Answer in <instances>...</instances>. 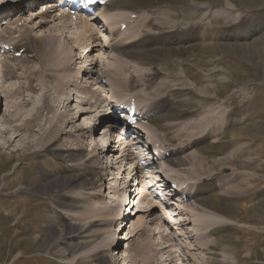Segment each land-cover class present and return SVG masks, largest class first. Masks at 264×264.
Instances as JSON below:
<instances>
[{
	"label": "rangeland",
	"instance_id": "obj_1",
	"mask_svg": "<svg viewBox=\"0 0 264 264\" xmlns=\"http://www.w3.org/2000/svg\"><path fill=\"white\" fill-rule=\"evenodd\" d=\"M15 1L16 0H14V2ZM137 1L139 5H136V7L139 8H137L136 14L134 15H139L140 18H131V11L119 12L112 8L107 12L108 14H102L104 8L102 7L101 10L96 13L97 15L91 18L92 20L89 21V24L88 19L86 20L84 17L80 18L81 20L84 19L85 21L83 22L88 24V26L84 24L71 25L68 20L58 23L54 22L53 25L51 23L34 28V38L45 34H55L56 37H58L57 43L62 45V48L65 47L66 55L64 58L67 55L72 57V62H75L73 66L69 64L71 60L66 59V62H64L61 67L64 68L65 66V70L70 74L67 79V84L69 85L67 86L70 92L78 93L76 87L77 84L80 83L81 85H89L94 89L98 88L102 90V96L104 95V97L116 93L122 97H130V95L137 96V94L140 93V96H145L143 100H148L149 98L156 99L164 96L167 102L164 98V102L161 101V103L169 104L173 108L185 107L187 109L182 117L177 121H173L177 124L173 125L170 130L169 138H172V140H168L166 137L162 139V141H164L163 143L168 146V148L174 149V153L180 148L178 157L184 159L182 164L176 167L170 166L169 170L168 165L170 164H165L162 160L157 158L156 163L152 164L153 166L150 167V169L141 167V170H138V173L136 172L137 174H134L139 177L141 172L145 175L146 172L150 171V175L147 173L146 176H153L154 180L152 183H154L157 179H160L163 173L172 175L173 180H180L179 184L186 180L184 185L193 180L197 181L198 178L201 177H209L208 180H206V185L203 184L205 189L211 190L212 193L219 192L224 194L227 189L234 190L236 192L235 195L226 194L230 196L229 203L234 204L235 200L239 202L238 198L245 196V198L242 199L243 201H248L247 207H251V211L234 208L229 214H210L207 210L211 209L204 207L202 204L203 202L196 199V195L193 199L181 193L182 197L187 198V202L181 200L180 203L177 201L180 194H176L175 191H173L170 192V194L176 195L172 196V199H170L173 204L170 203V206L166 207V213H169L175 221L167 222L161 219L158 220L161 207L158 202H156L157 198H154L152 199L153 203L148 207L147 204H145L137 215L130 216L129 214L130 217L127 219V221L129 220L128 224H123L124 226H121L120 221L122 220L119 218V210L120 214L123 215L125 211L128 212V205L125 203L126 205L123 204L118 206V204L120 199L122 200L123 197L126 199L127 197V201L128 198L130 199L128 195L130 194V196H132L133 194L136 181L135 176L131 178L134 174L130 171H134L135 169H132V166L135 167V165H133L135 160L133 161L129 158L132 161L130 164L128 160L121 159V151L115 150L112 153L108 152L106 156V158H108L107 162L103 160L99 162L101 158L105 160L103 154H106L107 151L103 152L102 146L100 145V148L92 152L91 145L93 144V140L87 138L90 132L89 128H87V130L75 131V127L79 126L83 122V119H88L89 123L92 124L99 122L102 117H104L101 115L106 113V102H102L98 107H95L94 104L90 107L89 104L79 103L80 99L76 98V95H72L75 99L74 101L70 99L69 106L71 110L69 113L77 115V110L85 109L87 111L86 115L84 113L81 116L83 119L81 117L79 119L78 114L77 118H75L72 123H69L67 127L66 125L64 126L70 135L67 133L62 135L60 140L52 139L50 143L47 142L42 144L46 140L43 138L45 132H48L49 135H54L59 131L60 122L57 121L58 114L54 115L55 112L53 111L45 110L42 113L38 112L39 105L42 104L43 99L41 89L47 87V93L51 101L56 105L57 112H63L65 108H62V105H67L68 101L66 100L65 103H59L56 99H60L62 95L59 93L58 89L55 88V83L47 82L46 86L43 81H41L46 73L44 71L45 69L40 67L37 57H29L26 61L22 58L19 63L20 57L18 58L19 60L13 57L14 59L10 58L4 61V65L2 66L3 71L0 73V92L4 95L0 117L9 119L10 117L7 116L10 114V111L18 107L17 112L19 113V120H17L15 124H19L18 126H21L20 128L22 129H17L15 134H18L19 137L12 142L7 141V136H0V264H83L81 263V258L83 256L90 254V252L95 249L103 252L106 247L104 239H107V236H110L117 230L119 231L121 228H123L122 233L130 229L132 231V236L120 242L117 251L120 252V257L123 256V260H116V264H145V262H143V257L140 255H135L134 257L131 253L128 254V251L138 246L139 242L144 245L148 243L145 247L150 249L146 251L149 252L150 256L156 257L157 264H264V216L259 217L257 214L259 212V206L252 207L259 204L260 200L263 199L264 201V0H238L237 3L239 6L234 7L228 5L229 0H225L226 4L220 3L219 5L221 8L216 9H210V4L206 5L208 0H199L206 8H203L202 13L196 19L200 22H202V20L208 22L210 14L216 13L220 17L222 16V19H226L218 23V26L223 27V31L229 26L233 28L232 23L234 22L242 24L247 28L249 37H242L238 40L234 38L232 41L236 42L237 45L241 42V44L250 47L253 53L252 55L241 56L232 50H228L227 52L225 50L219 52L212 51L209 53L194 48L185 51L183 54L171 56L167 53V50L159 49L153 56L157 59H162L159 60L158 63L160 74L151 78L149 82H145L143 79L139 80L138 86L131 90V92L127 90L120 92L117 81L113 82V84L108 81L106 77L108 71V74L113 76L116 71H119V69L121 70V65H124V67L130 66L123 71V75L129 77L137 72L145 73L151 68L150 64H148L149 62L145 61V64H141L136 57L127 56L121 49L111 50L110 46L114 42H122L124 43V47L129 48L131 51L128 50L129 53H131L130 55H133V44H137L136 42L144 36L143 34L147 33L146 31L151 33V35L148 34V36H153L151 38L153 40H155L156 37L160 39L159 36L154 35V33L160 32L163 36L171 34L169 30L165 29V24L157 26V24H159L157 23L153 25L155 29H151L152 27L148 28L143 21L146 18H148V20L154 17L158 18L160 16L159 14L166 10L177 13L176 7L181 8L183 5L178 4L180 2L176 3L167 0H158L159 3H157L156 0ZM219 1L224 2V0ZM11 2L8 0L6 3L10 4ZM168 6L174 7V9ZM222 6L224 8H222ZM26 9L20 8L14 10L15 13L12 12L14 20L17 17L21 18L17 14ZM150 9L153 11H149ZM4 10L5 8L1 10V13H3V16L5 14L4 17H7V12H4ZM229 12L230 14L227 16ZM231 13L232 16H237L238 18L234 21L228 20ZM98 16L100 18H98ZM1 18L2 15L0 19ZM107 18H127L125 20L126 28L124 26L119 32L120 25L118 23L115 26V28H117L115 31H118V34L113 37V35L109 33L112 28L104 22ZM201 18L203 19L201 20ZM14 20H12V22H14ZM32 22L33 21L25 22L20 28L38 26L36 21ZM12 24L13 25L10 24L11 26L9 25V27L17 28V26L15 27L16 23ZM169 24H179L182 27H186L188 22L177 18L175 20H170ZM4 29L5 27L1 29L2 33H5ZM251 30L253 32H251ZM228 32L230 31H226V33ZM13 35L17 37L19 32H15ZM83 43H85L86 46L91 44L86 52L84 50L85 46L83 47L84 49L81 47ZM162 43H164V39ZM71 47L73 49H71ZM83 50L84 53H82ZM33 53L35 54L36 52H31V50H29L25 54L33 55ZM7 54L10 53L8 52L6 55ZM81 54L83 59H81ZM79 55L81 58L78 59L77 57ZM91 61L95 63L93 73L88 74L90 69H88L87 73H84L85 67L88 66ZM8 63L9 68H11V66L15 67L13 75H8ZM80 66H83L80 72L81 76L77 74ZM117 67H119V69ZM27 70L34 73L33 76L30 75L33 77V83L35 82L36 84L35 90L27 88V77L30 72ZM47 73L54 75L57 72L50 71ZM102 75L105 77H101ZM77 76H79V79ZM71 78L72 80L70 81ZM146 83H149L150 86L146 85ZM156 88H158V90L160 88V90L156 92ZM95 95L97 97V94ZM91 101H96V98L91 97ZM17 102L20 103L18 104ZM100 102L101 100H98L97 104ZM13 103H15V105ZM213 110L215 115H218L219 111L222 112V114H220L222 117L221 119H218L215 115L213 116L216 121H220L218 122L221 126V131L218 130L212 135H206L210 128L208 125L214 123L199 125L198 122L202 117L208 116V113H212ZM259 110L260 112L257 115L256 112ZM242 111L246 112L247 118ZM34 117H37L36 121L42 126L38 123L39 126L35 125L32 129H29L28 124L31 121L35 122ZM8 119H5L2 124V127L5 129H11L12 124L9 123ZM50 120L58 123L56 128L52 130L49 128L51 123L48 122H50ZM146 124L147 121H145L143 125ZM148 124L152 125L153 123L148 121ZM251 124H253V126L258 125L256 131H254V138H245L244 141L245 143L250 141H254L255 143L259 142V146L255 149H258V156H260V161L257 162L260 163V171L252 169V166H249L250 168L237 167V162L236 165H234L223 160L224 157L236 152V154L238 153V155H241H239V164H249L248 161H255L253 156H257V153H240L237 149L242 147L241 140L237 139L236 141L235 139L236 142H233L230 141L229 136L232 132L242 128L244 129ZM183 125L187 126L185 127L187 135L182 138L177 137L179 129H181ZM102 127V125L98 126L95 136L96 138L101 137L99 139H102L104 143V139H107V135ZM151 128L150 133H152ZM160 131L162 130H159V132L156 131L157 135L155 134V137L154 134L151 136L148 134V137L144 135L142 140L144 139L145 141V138L148 139L150 137L148 141L151 142L153 137L154 139L157 138ZM13 134L14 133L10 131V135ZM51 135L49 137H52ZM71 135H77V138L80 137L83 143L79 147L85 146L84 148L82 147L84 152H82L78 160H62L57 155L56 149L65 146L63 144L65 140L73 143V137ZM160 137L164 136L160 135ZM187 137L191 138V140ZM196 141L197 146L195 145L193 148L186 146L189 142L194 145L193 142ZM180 145H182V147H180ZM184 146L189 149L181 153ZM251 153L252 155H248ZM189 156H196L198 158L192 162ZM94 157H96V159ZM88 159H90V161ZM94 161H97L100 166L98 167L100 180L94 185L93 189H81L80 187L69 186L65 189L44 192L39 186L41 182H44V177L60 178L63 174L79 172L82 170L79 167L81 166L80 164L85 162L86 165H93L95 164ZM16 163L17 168L14 167ZM124 167L127 169L123 170ZM45 169L46 173L43 171ZM225 169L228 170V173L225 172ZM237 172H242L245 174L246 178L252 179L248 185L250 189L247 190V188L243 187V184L237 185L238 182L234 181L226 185L220 183L222 175H227V180H233ZM43 174L46 176L41 178ZM107 176L108 178L111 177L109 179L110 182L108 184H102L106 181L105 178ZM136 180H139V178L136 177ZM140 181L142 180L140 179ZM210 182L212 185H216L215 188L209 185ZM159 184H157V186ZM187 184L185 186H187ZM218 184L222 185L218 186ZM109 185L116 187V189L118 188V192L113 188H108ZM123 186L125 189H123ZM155 189H157V187ZM162 190L163 188L159 191ZM194 190H196V187H194ZM97 193L104 195L102 201L97 198ZM163 193L165 194L167 191ZM92 194H95V196H92ZM206 194H208V192L206 193V191H204L202 196ZM168 196L169 195L166 194L165 198L168 199ZM64 197H66V199ZM61 198L68 201L70 204L63 206L59 205V203H61L60 200L63 201ZM103 202L107 204L108 209L103 210L100 215L95 214V216L91 215L84 217L81 214L83 213V207H88L87 210L89 211L90 207L93 205H101ZM154 205H157V207ZM111 208H114L116 210L115 213H118V218L115 216L116 222L114 220V223L111 222L110 219L113 216L109 213ZM135 208L136 206L134 210ZM137 208L139 207L137 206ZM204 214L212 215L215 220L218 222L220 220L228 224L229 227L225 230L222 229L220 233L212 231L213 228L218 226L217 224L205 228L203 219L201 218ZM245 215L249 217L248 222H246ZM125 216L127 217L128 214L126 213ZM140 217H143L141 218V222L138 221ZM195 219L198 220L196 221ZM130 220L134 224H131ZM142 222H144V225L148 228L146 230L147 232L142 233L141 236L140 232H137L143 227ZM117 223L120 225L117 226ZM69 224L78 227L79 230L83 232L84 236L88 235L87 239L84 240H90V242L85 247L76 248L73 249V251L69 250L73 242L82 239L79 238L70 241L71 237L67 238L69 235L63 237L58 236L61 229ZM130 224L132 226H130ZM157 225H160L159 229L156 228ZM160 230H163L162 236L161 233L158 232ZM92 232H96L97 235L91 238V236H93ZM148 233H150V236H148ZM214 239H217L215 243L218 242L219 244L216 250V259H218L216 263L211 262L212 259L210 257L212 255L209 252V246L205 245L206 242L215 244L213 242ZM150 243H152V245ZM108 252H110V255L112 254V251L108 250ZM113 253L112 258L115 259V257H117L116 252L113 251Z\"/></svg>",
	"mask_w": 264,
	"mask_h": 264
},
{
	"label": "bare ground",
	"instance_id": "obj_2",
	"mask_svg": "<svg viewBox=\"0 0 264 264\" xmlns=\"http://www.w3.org/2000/svg\"><path fill=\"white\" fill-rule=\"evenodd\" d=\"M7 1L6 0L0 1V16L3 15V13H1V10L3 8H5L4 12H7L6 14L8 15L7 17H3L2 21L0 22V48H4V46L9 45L10 47L13 48V52H12L13 54L17 53L18 51H20V49H22L24 47L26 48L24 50V52H27L29 50H31V52H36L35 54L33 53V55H28V54L22 53L21 56L23 59H25V61L29 57H37L38 58L37 60L39 62L40 67L42 69H45L44 71L46 73V75L41 79V81H43V83L46 86H47V82L55 83V88L58 89L59 93L62 95L60 97V99H56L59 103H61V102L65 103L66 100L68 101L67 105L66 104L62 105V108H65L64 111L63 112H57L56 105L53 103V101H51V98H50L49 94L47 93L48 92L47 87H43V89H41V91L43 93L42 94L43 99H42V104L39 105L40 107L38 108V112L42 113L45 110L53 111V112H55L54 115L58 114V116H57L58 120L57 121L60 122L59 131H57L54 135L50 134L52 137H49L50 136L49 133L45 132L43 138L46 140L42 144H45L47 142L50 143L52 139L60 140L62 138L61 137L62 135L69 133L65 129L67 127V125H69V123H72V121L75 120V118H77L78 114H79L78 118L80 119V117L84 113H85V115L87 113V111L85 109L77 110V113H76L77 115H72L69 113V111L71 110L70 106H69L70 99L72 101H74L75 98H71L72 95H74V93L70 92L68 90L69 85L67 84V79L70 76V74H68L67 71L65 70V66H64V68H61V67H62V64L64 62H66V59L71 60L72 57L70 55H67L64 58V56L66 55L65 54V52H66L65 47L62 48V45L57 43L58 37H56L55 34H52V33L51 34H45V35L37 36L34 38V34H33L34 28L41 27L43 24H48L51 21L56 20V18L51 19V18H49L48 15H46L45 17H41V18H39L40 20L37 22L38 26H35V27L34 26H29V27H24V28L9 27L10 24L18 23L19 21L22 20L21 18L17 17L14 20V22H12V20L14 18L12 16L13 15L12 12H14V10L20 9V8L21 9L30 8V6H33L35 4L36 0H21V1L16 0L15 2H14V0H9V2L12 1L10 4L6 3ZM54 1H56V0H49L46 3H55ZM167 1L176 2V3L180 2L178 4H181V5L183 4V5L181 6V8L176 7L177 13H172L170 10L162 11L161 14H159L160 16L158 18L154 17V18H151L149 20H148V18H146V19L144 18L145 20L143 22H145V25L148 28L152 27L151 29H155V28H153V25H156L157 23H159V24H157V26H162L163 24H165V29L169 30L171 32V34H169L167 36H163L162 33H160V32L154 33V35H158L160 39H157V37H156L157 40L156 39L153 40V39H151L153 36H150L151 33L146 31L147 33L143 34L144 36L141 39H139L138 42H136L137 44H133V49L131 48L133 55H130L131 53H129V51H130L129 48L124 47V43H122V42L113 43L110 46L111 50H113V49H119L120 50L121 49L123 51V53H125L127 56H131L134 58L136 57L137 60H139V63H141V64H145L144 63L145 61L149 62L148 64H150V68H151L145 73H138L137 72V73H134V75H130L129 77L124 76L123 71L127 67H130V66L124 67V65H121V70L119 69V67H117L119 69V71H116L115 75H113V76L108 74L109 71H108V73L104 72V73H106V77L111 84H113V82L117 81V83L119 84V89H120L119 91L120 92H122L123 90H125V91L127 90V91L131 92V90H133L134 88H136V86H138L139 80L143 79V80H145V82H149V81H151V78L160 74V71L158 69V66H159L158 63H159V60H162V59H157L155 56H153V54L156 51H158L159 49L167 50V53L170 54L171 56L183 54L185 51H187L189 49H194V48H196L197 50H204V51H207L209 53H211L212 51L219 52L221 50L222 51L225 50L227 52L228 50H232L233 52H235L236 54H239L241 56L253 54L250 47L246 46L245 44H241V42H239V45H237L236 42L232 41V39H234V38H235V40H238L242 37L243 38L249 37L247 28H245L242 24H238L237 22H234V23H232L233 28H231V26H229L227 29H225L223 31V27L218 26V23L221 21H224L225 18L222 19V16L220 17L216 13L210 14V17H208L209 21L207 20L208 22L203 21L202 20L203 18H201L202 22H200L196 19L202 13L203 8H206L203 6V3L199 2V0H167ZM237 1L238 0H229L228 5H230L232 7L239 6ZM156 2L159 3L158 0H156ZM207 2H206L207 3L206 5L210 4L209 5L210 9L211 8L216 9V8H221L219 4L225 3V0H224V2H221L219 0H208ZM136 5H139V2L137 0H112L104 6L102 14L107 13L109 10H111V8L115 9L119 12L131 11L132 13H136L137 8H139V7H136ZM155 6H157V5H155ZM168 7L174 9V7H171V6H168ZM222 8H224V7L222 6ZM228 8H230V7H228ZM230 9H233V8H230ZM149 11H153V10L150 9ZM263 11H264V9H263ZM28 12L32 13V14H30V18H31L30 22L38 19V16H37L38 13L35 12V10L34 11H28ZM241 12H243V11H241ZM232 13H231L230 17L228 18V20H230V21H234L235 19L238 18L237 16L236 17L232 16ZM229 14H230V12L227 14V16ZM122 16H123V14H122ZM138 17L140 18L139 15H138ZM64 18H67V17H64ZM177 18H179L181 20H186L188 22V25L186 27H182L179 24H176V25H170L169 24L170 20H175ZM124 19L125 18H123V19H121V18H116V19L107 18L104 22L109 27L112 28L111 32H113V31H115V26L118 23L119 24L123 23ZM81 21H85V20L83 19ZM3 25H6L5 29H4L5 33H2V30H1L2 29L1 27ZM52 25H53V23H52ZM226 31H230V32L226 33ZM15 32H19V35L17 37L13 36V33H15ZM251 32H253V31L251 30ZM148 34H150V35L148 36ZM163 39H164V43H162ZM89 46L90 45L85 46L84 48L87 49ZM73 48H74V45H73ZM73 48L71 47V49H73ZM75 48H76V45H75ZM8 52H11V51L10 50L4 51V53H3L4 56H6V53H8ZM77 58L78 59L81 58L80 55ZM4 61L5 60L0 59V73L3 71L2 66L4 65L3 64ZM119 62H120V60H119ZM73 63H75V62L74 61L72 62V60H71V63H69V64L70 65L72 64V66H73L74 65ZM5 65H6V62H5ZM94 65H95V63L89 64L90 70H89L88 74L93 73ZM117 66H118V64H117ZM7 67H8L7 68L8 69L7 70L8 75H13L15 72V67L11 66V68H9V63L7 64ZM81 68H83V66H81L79 68V73L81 72ZM85 70L86 71L84 73H87L88 68L86 67ZM27 71H30V70H27ZM50 71L51 72L56 71L57 73L54 75L47 73ZM225 72L228 73L227 71H225ZM27 74H28V72H27ZM30 74L33 76L34 73H31V71L29 72V76L27 77V83H28L27 88H29L31 90H35L36 84H35V82L33 83V77ZM73 75H75V74H73ZM98 75H100V74H98ZM34 77H35V75H34ZM101 77H105V76L102 75ZM71 80H72V78L70 79V81ZM34 85H35V87H34ZM146 85L150 86L149 83L148 84L146 83ZM77 88H78L77 92H81L82 94H85V98L80 99L79 103L87 104V105L89 104L90 107H92L93 104L95 107H98V106H100V104L102 102L103 103L106 102L107 106L110 107L111 102H116L117 101L116 99H119L116 96L117 93L111 94L108 97L102 96L101 92L97 93L98 88L92 89L90 87H87L86 85L84 86V85H78V84H77ZM160 88H159V90H160ZM155 90H156V92L159 91L158 88H156ZM96 93H97L96 101H91V97L89 98L88 95L91 94L92 97H94V95ZM137 95L140 96L141 94L138 93ZM3 97H4V95L0 92V112L2 111L1 104H2ZM78 97H80V96H78ZM140 97H143V96H140ZM164 98L166 101V97H164V96L158 97L156 99L149 98L148 100H151V102L149 101L150 104L148 102H146L144 105H142V104H141V106H140V104L138 105L141 112L144 113L145 119L147 121L146 125H141V129H142L141 131L142 132L139 131V133H143V134L146 133L147 137H148V134H150V136L153 134L157 135L156 131L159 132V130H162V131H160V134L157 136L155 141L156 142L158 141V143L161 144V147H163V149H165L166 151L169 152L168 156L165 155V156H163V159L162 158L161 159L163 160V162L165 164H170V165H168L169 170H170V166L176 167L177 165L182 164L184 159L178 157V155H179L178 152H180V148H178L177 152L174 153V149H168L164 145V143H163L164 141H162V139L166 137V139L168 138V140H172V138L171 139L169 138L170 130H171L173 125L177 124V123H174L173 121H175V120L177 121L180 117H182L183 113H185V111H187V109L185 107L173 108L169 104L161 103V101L164 102L163 101ZM98 100H101V102L99 104H97ZM17 103L19 104L20 102H17ZM13 104L15 105V103H13ZM17 108L10 111V114L7 116V117H10L9 119L5 118V119H8L10 124H12L11 129H9V128L5 129L2 127V124L4 123L5 119L0 117V136L1 137L7 136L8 142H12V141L16 140L19 137V135L15 134V132L17 131V129H22V128H20L21 126H18L19 124H15V122L17 120H19L18 119L19 113L17 112ZM95 111H96V109H95ZM242 112L244 113V115L247 118L246 112H244V111H242ZM259 112H260V110L258 112H256V114L258 115ZM243 113H241V114H243ZM220 114H222L221 111L218 112V115H215V112L213 110L212 113H208V116H206L204 118L202 117L200 119V121L198 122L199 125H208L209 123H214V124L208 125V126H210V128H209L208 133L206 135H209V134L212 135L221 129V126L219 124L220 121L218 120L219 121L218 122L214 119L215 117H218V119H221L222 117ZM214 115H215V117L213 118ZM101 116H104V117H102V119L99 122H96L93 124L89 123L88 119L85 120L81 117L83 119V122L79 126L75 127V131H80L83 129L87 130V128H89L90 132L87 135V138L88 139L90 138L91 140H93V144L91 145L92 146V152H94L98 148H100V145H101L102 148H104L103 150H105L107 152H106V154L105 153L103 154V156H105V160L103 158V159H100L99 162L101 160H104V162H107L108 158H106V156H107L108 152L112 153L113 151L116 150V148H114V146H112V145H108L107 147H105L102 139L96 138L95 132H96V129H98L99 125H102L104 127V123H109L110 121H112L115 118V116H114V113L109 114V115H106V113H104V115H101ZM36 118L37 117H34V121L36 123L31 121L28 124L29 129H32L35 125H38L39 122L36 121L37 120ZM148 121L152 122L153 124L152 125L148 124ZM48 123H51L49 126V128L51 130L56 128V126L58 125V123H55V121H53V120H50V122H48ZM253 124H256V123H253ZM253 124H251L250 126L248 125L244 129L242 128L240 130L234 131L229 136H230V141L236 142L237 139L241 140L242 147L237 149L238 151H240V153L241 152L242 153L252 152L253 154L257 153L256 154L257 156H253L254 160L256 162L255 161H251V162L248 161L249 164H247V163L239 164V160H240L239 157L241 155L239 154L240 155L239 156L238 153L236 154V152L231 153L230 154L231 156L228 155L227 157H224L223 160L226 162H229L230 164H234V165H236V162H237L238 163L237 167L247 168L249 166H252L253 167L252 169H254L256 171H260V163H257L260 161V156H258V154H259L257 152L258 149H255L259 146V142L255 143L254 141H250V142L245 143V141H244L245 138H249V139L254 138V131H256L258 125L253 126ZM39 125L42 126L40 123H39ZM65 125H66V127H64ZM185 127H187V126L183 125V127H181V129H179L177 137H180V138L186 137L187 131H186ZM150 128L152 130V133H150ZM10 131H11V133H14V134L10 135ZM69 135H70V133H69ZM160 135H163L164 137H160ZM71 136L73 137V141H72L73 143H70L67 140H65V141H63V144L65 146L58 147L56 149L57 155L62 160H70V161L71 160H78L81 157L82 152H84L83 148L85 146H82L83 148L79 147L83 143L82 140L80 139V137L77 138L76 137L77 135H71ZM138 137H139V135L136 137V140H135L136 144H139V141H140L138 139ZM187 138L191 140V138H189V137H187ZM235 139H236V141H235ZM155 141H153V142H155ZM190 142L187 143L186 146L193 147L197 143V141L193 142L194 145H192V144H190ZM180 147H182V145H180ZM146 149L148 151L146 153V154H148V155H146V160H147L146 163H147V165L149 164L151 167L152 164H154V159L152 158V156L150 157V155L154 154V152L149 147H147ZM116 151H118V150H116ZM149 153H150V155H149ZM252 153L248 154V155H252ZM140 154H143V153L141 152ZM233 155H235V156H233ZM94 158L96 159V157H94ZM130 158L133 161L135 160L133 162V165H135L134 168L137 169L138 165H137L136 160L138 159V155H135V156L131 155ZM196 158H198V157L189 156V159L192 162H194L196 160ZM88 160L90 161V159H88ZM94 162H95V164H93V165H89V164L86 165L84 162V163L80 164L81 166H79L82 169L81 171L73 172V173H69V174H63V176H61L60 178H55V177L54 178H49V177L47 178V177H44L46 175L43 174L41 178L44 177L43 178L44 182L42 183L40 181L41 183L39 186L42 189V191H44V192L54 191L57 189H65L69 186L80 187L81 189L82 188L83 189H85V188L93 189L94 185L100 180V172H98V167H100V166H99V163L97 161H94ZM119 162H120V160H119ZM240 165H242V166H240ZM14 167L17 168V163L15 164ZM128 170H129V168H128ZM167 170H165V171H167ZM43 171H45L44 173H46V169ZM11 173H12V171H11ZM163 175H164V177L161 179H157V181L152 185V187L155 186L156 183L159 184V181H163V179L165 181L167 180L168 177L165 176L166 174H163ZM148 176L149 175H147V177ZM149 177H151L150 182H152L154 180V177L153 176H149ZM227 177H228L227 175H222V177L220 178V183H223V185H226V184H229L230 182L234 181V182H238L237 185L243 184V187L247 188V190L250 189V187L248 185L250 184L252 179L246 178L244 173H242V172L235 173L233 180L232 179L227 180L226 179ZM110 178L111 177L108 178V176H107L105 178L106 181H104L102 184H105V183L108 184L110 182L109 181ZM208 178H202L201 177V178H198L197 181L192 179L193 181L189 182L187 184V186H185L184 188L173 190V191H175V193H178V192L183 193L184 196L186 195L189 198H193V199L195 198V195H196V199L203 202L202 204L204 207L211 209V210H207V212L210 214H227V213L229 214V212L232 211L234 208L244 209L246 211H251L250 210L251 207L250 208L247 207L248 201H243V199H242V198H245V196L240 195L242 198H238L239 202H237L235 200L234 204L229 203V197L230 196H228L226 194L235 195L236 192L234 190L227 189L225 191V194H224V193H219V192H213L212 193L211 190L205 189L204 185H206V180H208ZM185 181L181 182L180 185H184ZM143 182L141 181V184L136 183L135 187L137 189H142L144 186ZM160 185L164 186V188L168 187V185L166 186L163 182L162 184H159L157 186V188ZM169 185H170V183H169ZM209 185H212L211 182ZM219 185L221 186L222 184H218V186ZM215 186L216 185H212V187H214V188H215ZM236 186H234V187H236ZM194 187H196V190H194ZM108 188H113L115 191L118 192V188L116 189V187H114L112 185H109ZM228 188H229V186H228ZM123 189H125L124 186H123ZM203 189H205V190H203ZM204 191H206V193L208 192V194L202 196V193ZM97 194H98L97 198L102 201V198L104 195H100V193H97ZM137 195H139V192H136V195H134V197ZM92 196H95V194H92ZM247 196H249V195H247ZM60 197H62V196H60ZM134 197H132V198H134ZM64 198L66 199V197H64ZM132 198L130 197V199H132ZM136 198H137L136 203L133 205L132 208H134L135 206L139 207L140 202H143L142 200H144V198H139L138 196ZM61 199L63 201L60 200L61 203H59V205L63 206V205H69L70 204L68 201L64 200L63 198H61ZM125 203H126V199H125V197H123L122 200L120 199L118 206H121L123 204L125 205ZM263 203H264V201L262 199V200H260L259 204L252 206L253 208L259 206V212L257 213L259 215V217L264 216L263 215V213H264ZM103 204H105V203L103 202ZM103 204L93 205L92 207H90L89 211L87 210L88 207H83V213H81V214L84 217H88L91 215L95 216V214L100 215L103 212V210L108 209L107 204H105V205H103ZM127 205H129V203ZM163 210H165L164 207H163ZM115 211L116 210L114 208H111L109 210V213H111L113 215L110 218L111 222H113V223L115 220V216L118 218V213L117 212L115 213ZM138 212H140V211H136L134 213V216L137 215ZM245 217H246V222H248L249 217H247V215H245ZM119 218L122 220L121 217H119ZM201 218L203 219V224H204L205 228L211 227V226L217 224L218 226L212 229V231H214L216 233H220L222 231V229L225 230L226 228L229 227L228 224L221 222L220 220H219V222L217 220H215L214 217H212V215L204 214V215H202ZM171 219L173 221H175L173 218H171ZM123 220H127V219H123ZM123 220L120 221L121 226L127 225L128 223H125V221H123ZM115 222H116V220H115ZM120 224L117 223V226ZM130 226H132V225L130 224ZM142 226H140L142 228L139 229L137 232V233L140 232L141 236H142V233L147 232L146 230L148 228L145 225H142ZM122 230H123V228L119 229V231L117 230L115 233L111 234L110 236H107V239L106 238L104 239L106 247H105L103 252L101 250L95 249L94 251L90 252V254L83 256L81 258L82 259L81 263H83V264H116V260H118V259H119L118 261L123 260V256H121V257L119 256L120 252L117 251V249H118L120 242L123 239H128L132 236L131 235L132 231L129 229L126 232L122 233ZM55 232H56V230H55ZM92 233H93V236L90 235L91 238L95 237L97 235L96 232H92ZM67 235H69V237H67V238L71 237L70 241L74 240V239H79V238L82 239V240H78L79 242L75 241V242H73V244H71V247L69 248V250H72V251H73V249H76V248H78V249L83 248L90 242V240H84V239H87L88 235L84 236L83 232L81 230H79V228L74 226V225H70V224L65 225L64 228L61 229L60 233L58 234V236H60V237L61 236L62 237L67 236ZM112 236H114V238ZM148 236H150V233H148ZM216 240L217 239H214L213 242L215 243ZM152 243H154V242H152ZM152 243H150V244L152 245ZM145 245L147 246L148 243H145ZM145 245L143 243L139 242V245L136 246L135 248H133L132 250H129L128 254L131 253V255L134 257H135V255H140L141 257H143V262H145V264H157L156 257L154 258V257H152V255L150 256L149 252L146 251V250H149L150 248L148 249V247H145ZM205 245L209 246L208 249L212 255L210 257L212 259L211 262H214V263L218 262V259H216L217 258L216 257V255H217L216 250L219 247L218 242L215 244L210 243V242H206ZM110 249H111V251L116 252L117 257H115V259L112 258L113 254H114L113 252L111 255L109 254L110 252H108V250L110 251ZM163 251H165V250H163ZM161 263H162V261H161Z\"/></svg>",
	"mask_w": 264,
	"mask_h": 264
}]
</instances>
